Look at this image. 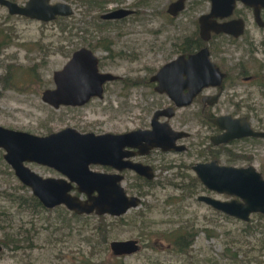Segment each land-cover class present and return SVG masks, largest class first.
I'll list each match as a JSON object with an SVG mask.
<instances>
[{"label":"rangeland","instance_id":"374dc122","mask_svg":"<svg viewBox=\"0 0 264 264\" xmlns=\"http://www.w3.org/2000/svg\"><path fill=\"white\" fill-rule=\"evenodd\" d=\"M11 1L23 5L28 0ZM51 1L72 5L74 14L65 18L62 24L73 27V38L67 34L62 36L60 23H43L12 16L0 5V77L13 71V76L7 83H0V125L45 136L68 127L80 132L103 134L135 130L142 128L145 123L148 124L154 110L168 103L166 98L150 88H130L121 83L108 84L103 99L95 100L86 108L77 110L54 109L42 101V93L46 89L54 88V73L65 66L72 54L82 47L88 48L89 44L102 59L101 71L132 80L138 79L137 77L149 78L179 55L172 52L173 43L187 35L196 34L197 27L193 23L199 14L181 15L179 27H172L168 25L166 18L168 0H91L88 5L78 0ZM126 7H135L138 14L123 23L108 27L102 24L105 22L101 19L102 15L110 10ZM251 33L257 38L263 35L256 28ZM103 40L112 43L110 49L115 58L125 53L123 59L119 57L115 61L108 58L110 54L99 46ZM242 42L241 40L240 43ZM249 49L244 45H228L225 58L233 65L242 60L248 61ZM254 56L260 62L264 61V52ZM32 67H37L38 79L31 78L25 70ZM235 92L237 95L233 98ZM231 98L235 102L248 98L254 99L253 103L262 102L257 107L260 106L258 112L264 120V99L257 95L251 85L241 83L228 95L222 96L217 108L219 113L227 114L233 110V105L229 104ZM196 107H191V112ZM173 125L192 133V138L185 142L190 143V146L197 145L202 137L209 134V131L201 129L197 121H186L183 110L173 120ZM255 125L264 129V123L258 124L255 121ZM233 149L240 154L252 155L250 165L264 177V143H241ZM4 153L0 149V211L4 209L12 217V221L10 226L5 224L8 226L5 231L0 229V245L4 247L0 252V264H214L221 261L225 247L236 241L233 239L240 237L243 222L230 221L220 212L198 201L201 195L224 201L232 198L200 189L193 198L172 186L143 189L145 193L143 191L141 196L142 204L119 218L91 215L73 219L71 212L65 207L39 214L21 213L10 204L7 195H27L28 191L20 189L22 185L12 170L7 168L9 165L4 160ZM233 153H236L235 150ZM167 158H176L185 163L200 161L192 152L190 155H169ZM220 163L233 164L228 162V156L224 154ZM244 165L247 163L235 164L240 167ZM29 167L45 178L61 177L56 171L46 167L35 164ZM93 169L100 171L96 167ZM161 174L173 179L174 172ZM126 187L129 188L128 185ZM126 191L129 195L139 196L136 189ZM168 198L172 199L171 205L165 203ZM100 217H104V220ZM253 217L254 215L251 220ZM100 223L110 231L107 244L101 243L97 237L95 227ZM182 226L194 227L197 232L194 245L187 255L177 254L170 241L165 239L167 234ZM4 233H8L10 238H16L10 245L11 248L2 244V240L6 239ZM256 238H260V235ZM127 240H138L140 251L127 257L115 256L110 243ZM247 240L256 243L255 239ZM15 246H20V249L13 250ZM256 249L258 252L249 253V259L264 264V248L257 246ZM241 257L242 255L239 258Z\"/></svg>","mask_w":264,"mask_h":264},{"label":"water","instance_id":"95a60500","mask_svg":"<svg viewBox=\"0 0 264 264\" xmlns=\"http://www.w3.org/2000/svg\"><path fill=\"white\" fill-rule=\"evenodd\" d=\"M184 1L175 4L177 10L184 8ZM211 1L212 13L200 19L203 34L204 30L208 33H231L228 26L212 21L219 15L216 13V0ZM0 5L6 7L12 16L43 23L74 14L72 5L53 3L51 0H28L23 5L11 0H0ZM130 14L128 9H118L101 18L118 20ZM206 21L209 26L204 29ZM183 76H186V80H183ZM224 76L211 61L209 51L205 48L195 54L180 56L162 67L158 73L160 85L156 91L167 94L177 107L188 106L204 88L221 86ZM118 80V76L100 70L99 57L94 51L81 48L72 54L61 70L54 73L55 86L42 93V101L55 109L61 106H83L94 97L102 99L104 86ZM184 89H189V92L184 93ZM164 115L172 116L167 111L155 113L153 130L140 129L124 134L97 135L68 127L38 136L0 125V149L5 152L4 160L16 178L31 190L46 209L65 207L78 216L109 215L119 218L138 208L142 203L141 198L127 193L121 176L96 172L91 167L109 166L120 171L127 167L140 175H148L146 167L123 162L124 158L133 156L126 150L137 149L140 154L154 149L185 152L187 147L178 146L177 141L190 137V134L175 131L168 122L159 123L158 119ZM244 121L234 120L230 116L214 120L213 123L226 132L213 138V142L220 145L247 137L264 139V132L254 131L247 122L243 126L239 125ZM33 164L52 169L62 177L45 178L29 167ZM193 171L210 192L232 198L224 201L201 195L198 197L199 202L244 223L250 222L253 215H264V177L255 167L222 166L213 161L198 163ZM110 248L115 256L127 257L138 253L141 246L138 240H127L113 241Z\"/></svg>","mask_w":264,"mask_h":264},{"label":"flooded vegetation","instance_id":"af4514ba","mask_svg":"<svg viewBox=\"0 0 264 264\" xmlns=\"http://www.w3.org/2000/svg\"><path fill=\"white\" fill-rule=\"evenodd\" d=\"M178 1L180 0H168L167 10H166V18L168 19V25L172 27L174 26L179 27V17L181 15L187 13H193V14L198 13L199 16L196 17V21H194L193 23L197 27V31H196L197 37L191 38L190 35H187L186 37H183L182 39L178 40L176 43H173L172 47L174 48V51L172 52L173 53L175 52L176 54L179 55L169 60V62L177 59L180 56H188L190 54L198 53L199 51L206 48L209 51L211 61L220 69V71L225 76L222 80L221 86H209L204 88L190 105L183 107H177L176 104L168 97L167 94H161L156 91V89L160 85V82L158 80V73L161 70V68L164 67L169 62L164 64L158 71L154 72V74L151 75L149 78L137 77L138 79L132 80L130 78L126 79L118 76L119 77L118 81L108 82L104 86V92H105L106 86L108 84L121 83L123 84V86L129 87V83L131 82L133 83V85H137V87L142 86L145 88H150L154 91V93L168 100L167 104H164L161 107L154 110L152 116H150L151 118L148 121L149 122L148 124L145 123V125L142 128H137L135 130H140V129L144 131L153 130L152 122L155 113L157 111H167V113L171 114L172 116L168 117L167 115H164L160 117L158 119L159 123L163 124L165 122H168L175 131L187 132L190 134V137L177 141L178 146L185 145L187 147V150L185 152H176V151L164 152L161 149H154L145 154H140V151L137 149L126 150L128 152L133 153V156L124 158L123 162L131 163V164H139L146 167V172L148 173L149 176H152L151 178H149L148 175H140L135 170L127 167L124 168L122 171L115 170L114 168L109 166L91 167L93 171H96L93 169V167H96V169H100V171H96V172H103L109 175L121 176L123 178L122 184L125 189L137 190V189H147V188L154 189L156 187L165 188L166 186H168L169 179L170 180L172 179L171 177H167V176L163 177L161 174L162 172L164 174H167L170 171H173L174 172L173 179L176 178V175L180 177L186 171L190 174L192 173V175H195L193 171V167L198 163H210L216 161L219 165H222L220 163V159L225 153V151L234 152L235 150L236 152L235 154H237L238 156L245 155L246 157L252 158L253 160L252 155L237 153L238 151H236V149H233V147L249 141L255 144L264 143V139L253 138V137L236 139L229 142L228 144H220V145H216L213 142V138L221 136L226 132V130H221L213 123L214 120L220 117L230 116L234 120H240V121L245 120L244 122H240L239 125L243 126L245 122H247V124H249L254 131L264 132V129L261 128V126L255 125V121L258 124L264 123V120L260 117V113L258 112L260 106L257 107V105L261 104L262 102L253 103L254 99L252 98L251 99L248 98L244 101L239 100L235 102L233 100V98H235L237 95V93L235 92L233 98H231V101L229 103L233 105L232 106L233 110L227 114L219 113L218 112L219 109L217 110V108L220 105V100L222 96L228 95L231 90L237 88L241 83H246L251 85V87L255 89L257 95L261 96L262 99H264V61L260 62L257 59V57L254 56V54L257 55L258 53L264 52V0H216V13L219 16L214 17L212 21L216 22L219 25L228 26L230 29L229 31L231 32V33H218V34L215 32L208 33L205 32V30L203 34L201 29V23H200L201 17L207 16L212 13L213 3L211 0H185L184 8L182 10H177L175 7V4L178 3ZM118 9H113L110 10L109 12ZM120 9H128L131 11V14L125 18L118 20H104L105 22L102 24H105L108 27L111 25L118 24L120 22L123 23L125 20L134 17L138 14V10H135V7L132 8L126 7ZM229 9H231L230 12ZM227 13H229L228 16H226ZM56 21L57 19L53 22ZM207 26H209L208 21H206L204 25V29ZM254 28H256L258 32L263 33L261 38H257L256 35H252L251 32ZM241 40L243 41L242 43H240ZM228 45H233L237 47H241L243 45L248 46L250 48L248 50L249 51L248 55L250 56L247 58L248 61L242 60L241 62L235 63L234 65L229 63V60L225 58L226 47ZM89 47L91 48L92 51H94V48L90 44L88 46V49H90ZM82 48H87V47H82ZM124 54L125 53L118 55L117 58L122 57L123 59ZM108 58L115 61L117 59L115 58L114 54H110ZM101 62L102 59L99 58V67H101L100 66ZM250 67H253L255 70L254 69L251 70ZM105 73H109V72H105ZM183 80H186V76H183ZM188 92L189 89H184V93H188ZM215 97H218L217 100L214 99ZM98 99L101 100V98L94 97L91 99L89 103L83 106H61L60 108H69L76 110L84 109ZM195 105L197 106L195 108L196 110L191 112L190 110L191 107H194ZM182 110L184 112L186 121L187 120L191 122L197 121L201 129L209 131V134L202 137V139L198 141L197 145L192 144L190 146V143L185 144L186 141L192 138V133L186 129H180L173 125V120L178 116L179 112H181ZM135 130L125 131L121 133L107 132L103 134H108V133L124 134ZM82 133H94V132H82ZM97 135H102V134H97ZM191 152L193 153L194 156L199 158L200 160L199 162L185 163L184 161H178L176 158L173 159L167 158L169 155H175L180 157L184 154L190 155ZM201 153L205 156L201 157L200 156ZM238 162H244L247 163V165L241 167L235 166V164H237ZM250 163H251L250 159H246V160L235 161L233 162L232 165H222V166L246 168L252 166L250 165ZM170 166H172L173 168L168 169V167ZM164 168L167 169L163 170ZM126 185H128L129 188L126 187ZM207 191L209 190L207 189ZM131 196H136V195H131ZM139 196L137 197L141 198V195Z\"/></svg>","mask_w":264,"mask_h":264},{"label":"trees","instance_id":"16d2710c","mask_svg":"<svg viewBox=\"0 0 264 264\" xmlns=\"http://www.w3.org/2000/svg\"><path fill=\"white\" fill-rule=\"evenodd\" d=\"M101 1H105V0H98V2H101ZM78 2L82 4H86V5L91 4V0H78ZM63 20H66V19L59 18L56 21V23H60L62 36L67 34L70 36V38H73L72 37L73 27H70L69 25H66V24H62V22H64ZM193 37H197L195 33L191 35V38ZM65 38L68 39V37H65ZM100 43H99V46L102 47V49H104L109 54H114V52H112V50L110 49V44H112L111 42H108L107 40H103V42L101 44ZM8 45L9 43L6 46ZM63 48L65 47L63 46ZM25 70L29 73L31 78H37V73H36L37 67L27 68ZM14 71L16 73L17 68H15ZM12 72L10 71L7 73V75L0 77V83L2 84L7 83L9 79L11 78V76H13ZM134 86H137V85H133V83L131 82L129 83L130 88ZM4 87L7 88V86H4ZM224 154L228 156V162L230 163L238 161V160H246V159H250V161H252V158H248L245 155L238 156L237 154L231 151H225ZM200 156L202 157L205 155L201 153ZM7 168L9 169L10 167L8 166ZM169 168H173V167L170 166L168 167V169ZM166 169L167 168H164L163 170H166ZM168 186H172L175 189H181L183 191V194L187 195L188 197L194 196L198 192L199 189L200 191H207V189L203 186V184L198 179V177L188 173L187 171L184 172L180 177L176 175V178L172 180L169 179ZM157 188L159 187H156V189ZM20 189L22 191H25V190L28 191V194L25 195V194L14 193L11 195L9 194L7 195V197L10 200V204L16 207L19 212L34 213V214L35 213L39 214L41 212H52V210L46 209L40 203V201L32 195V193H29L30 190H28L27 187L22 185L20 186ZM143 191H144L143 189H137L138 194L141 196L143 195ZM171 200H172L171 198H168L165 201L166 205H171L172 204ZM71 216L73 219H82L83 217V216H78L75 213H71ZM223 216L230 221L233 220V221L241 222L240 220L229 217L225 214H223ZM11 219L12 217H10L9 214L4 209L0 211V229L2 231H5L8 227V226L6 227L5 224H8L10 226V222L12 221ZM100 219L104 220V217H100ZM242 225L243 227L240 232V237L233 239L236 241H232L231 244L225 247V251L222 255L221 261H217L214 264H262L261 262H255L254 259L250 260L249 253L254 254L255 252H258V249H256L257 246H260L262 249L264 248V215L256 214L254 215L253 219L250 222L248 223L243 222ZM95 229H96L97 237L100 239L101 243L103 242L107 244L109 237H110V233H109L110 231H108V229L106 228V226H104L103 223L98 224L95 227ZM4 235L6 239L2 240V244L8 248H11L10 245L16 241V238L15 237L10 238L8 233H4ZM258 235H260V238L257 239L256 237ZM196 236H197V232L194 229V227L188 228V227L182 226L179 229L167 234L165 236V239L170 241L174 251L177 254L187 255L190 253V249L194 245ZM248 238L255 239L256 243H252L251 241H248L247 240ZM242 239H244V242H242ZM244 248H247V250L245 251ZM19 249H20V246H15L13 250L17 251ZM93 249H96V247L93 246ZM240 255H242L241 258H239Z\"/></svg>","mask_w":264,"mask_h":264}]
</instances>
